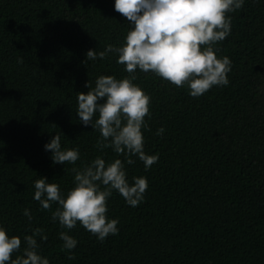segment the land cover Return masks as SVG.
<instances>
[{
  "label": "trees",
  "instance_id": "1",
  "mask_svg": "<svg viewBox=\"0 0 264 264\" xmlns=\"http://www.w3.org/2000/svg\"><path fill=\"white\" fill-rule=\"evenodd\" d=\"M114 6L0 0V226L21 237L17 254L24 236L42 228L48 239L36 238L38 252L49 264H264V0L229 13L231 33L214 45L231 60L226 86L192 97L187 86L136 71L134 83L151 98L144 150L158 156L147 170L137 157L127 164L112 148L98 149L99 132L76 113L89 80L129 75L115 53L84 63L88 50L124 43L130 25ZM57 133L62 149H78L75 165L55 164L45 150ZM97 156L125 161L130 184L148 183L136 207L113 191L107 216L118 220V233L103 241L79 223L62 229L51 219L58 204L44 210L34 199L35 180L66 193L70 169ZM61 231L77 240L75 259L62 250Z\"/></svg>",
  "mask_w": 264,
  "mask_h": 264
},
{
  "label": "clouds",
  "instance_id": "2",
  "mask_svg": "<svg viewBox=\"0 0 264 264\" xmlns=\"http://www.w3.org/2000/svg\"><path fill=\"white\" fill-rule=\"evenodd\" d=\"M245 0H115V11L126 18L130 29L124 43L116 47L107 45L103 51L88 50V61L98 57L106 59L110 53L118 56L117 63L125 66L128 76L117 79L114 75H101L93 86L89 80L88 92H79L77 115L84 125H91L100 138L96 147L112 148L117 156L125 157L133 164L132 157L150 169L158 156L146 154L143 129L148 127L145 118L150 116L151 98L134 81L137 70L153 73L170 84L187 86L192 97H200L214 86L229 83L231 60L217 55L214 45L222 42L231 33V17L243 7ZM22 63V59L20 60ZM150 130V129H149ZM163 128L157 130L162 135ZM45 150L52 152L55 164L75 165L80 158L78 149H62L61 136L57 133ZM74 186L66 193L57 183L41 177L34 182V199L44 210L52 211V221H58L62 229L71 230L79 223L92 235L103 241L110 234L118 233V220L109 219L108 199L113 191L118 192L132 207L144 200L148 183L145 177H133L129 183L125 161L116 158L106 161L95 157L82 167H72ZM24 215L32 220V213L24 209ZM37 237L47 241L42 228L25 235L26 245L21 253L22 239L9 235L0 226V264H49L39 254ZM62 250L68 252L69 260L75 259L72 252L77 240L67 231H61ZM15 256V258H13Z\"/></svg>",
  "mask_w": 264,
  "mask_h": 264
}]
</instances>
